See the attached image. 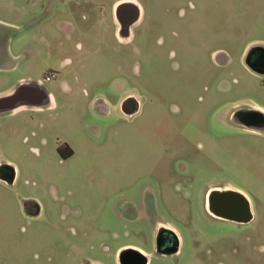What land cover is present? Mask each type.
I'll use <instances>...</instances> for the list:
<instances>
[{"label": "rangeland", "instance_id": "rangeland-1", "mask_svg": "<svg viewBox=\"0 0 264 264\" xmlns=\"http://www.w3.org/2000/svg\"><path fill=\"white\" fill-rule=\"evenodd\" d=\"M120 1L0 0V21L21 25L4 33L27 47L0 67V91L24 77L57 101L0 113V163L16 170L0 180V264H119L124 247L147 264H264V138L228 119L236 104L264 103V77L241 62L264 44V0H133L129 39L116 33ZM128 95L140 101L129 119ZM93 99L114 109L98 113ZM224 184L249 195L246 225L206 212L207 189ZM158 223L177 253L155 251Z\"/></svg>", "mask_w": 264, "mask_h": 264}, {"label": "water", "instance_id": "water-1", "mask_svg": "<svg viewBox=\"0 0 264 264\" xmlns=\"http://www.w3.org/2000/svg\"><path fill=\"white\" fill-rule=\"evenodd\" d=\"M127 13V20L124 21L122 18L123 14ZM141 7L138 2L133 0H122L114 6V18L118 24L117 36L121 39H129L131 37V27L139 22L141 18ZM262 48L261 44H254L249 47V50L254 48ZM214 60L219 64H225L228 62L229 57L224 51H218L213 55ZM245 64L253 69L250 64L245 60ZM264 74V71L262 72ZM36 88L39 96L37 99H33L30 96L29 90ZM51 104L49 92L43 87L38 81L24 80L18 82L9 92L0 94V113L10 112L23 106H35L45 107ZM95 108L103 113H107L109 108L103 101L95 103ZM120 109L126 116H132L139 112L140 101L134 95H128L124 97L120 103ZM16 177L15 167L7 162L0 163V180L7 183L13 184ZM23 201V205L25 204ZM204 208L206 212L219 219H224L237 223L250 222L254 215L251 208V202L249 198L241 191L229 187V186H211L207 189L204 198ZM39 207L33 215L39 213ZM177 239V244L167 253L173 254L179 251V238L173 229L167 228ZM156 252L158 251L159 242L156 240ZM148 258L146 254L137 248L124 247L118 253L119 264H147ZM84 264H97L90 261H85Z\"/></svg>", "mask_w": 264, "mask_h": 264}, {"label": "flooded vegetation", "instance_id": "flooded-vegetation-1", "mask_svg": "<svg viewBox=\"0 0 264 264\" xmlns=\"http://www.w3.org/2000/svg\"><path fill=\"white\" fill-rule=\"evenodd\" d=\"M125 11H122L123 14V20L126 21L127 18V13H124ZM0 26H3V28L6 29V27H8L5 24H0ZM4 29V30H5ZM249 50V47L246 49V51L244 52L243 55V61L245 63V60H247V62L250 64V66L253 68L252 70L254 71L255 74L257 75H264L262 74V72L264 71V49L262 48H254L252 50ZM33 81V80H31ZM38 82V81H35ZM30 92V96L33 99H37L39 96V93L37 91L36 88H31L29 90ZM3 90L0 91V94H3ZM20 108H27L30 110H34V111H38L37 107L35 106H23ZM17 108V109H20ZM16 110V109H15ZM13 110V111H15ZM13 111H10L8 113H11ZM138 113V112H137ZM136 114L128 117V118H132L134 117ZM228 119L230 122H233L236 125L237 129H245L247 131H250L252 133H255L256 135L259 136H263L264 138V113L246 103H242L239 104L237 106H235L233 109L230 110L229 115H228ZM222 186H229L234 188L233 186L230 185H222ZM237 189V188H235ZM239 190V189H237ZM241 191V190H239ZM243 192V191H241ZM244 193V192H243ZM245 194V193H244ZM247 196V194H245ZM248 197V196H247ZM205 198V197H204ZM203 205H204V200H203ZM37 209V204L33 201L30 200H26L25 201V210L30 213L33 214L35 213ZM253 211V209H252ZM237 223V222H234ZM249 223V222H247ZM247 223H237V224H241V225H246ZM167 225V223H158L156 225V230L154 233V247L156 250V240H158L159 245H158V251H160V253L162 255H167V253L169 251L172 250V248L177 244V239L176 237L167 230V228H169Z\"/></svg>", "mask_w": 264, "mask_h": 264}, {"label": "crops", "instance_id": "crops-1", "mask_svg": "<svg viewBox=\"0 0 264 264\" xmlns=\"http://www.w3.org/2000/svg\"><path fill=\"white\" fill-rule=\"evenodd\" d=\"M1 23L0 24H5V25H7L8 27H6L8 30V32H10L11 30H16V29H19L20 27H21V25L20 24H17V23H15V22H10V21H0ZM4 31H6V29L4 30V28H3V26H0V67L2 66V67H11L12 69L13 68H15V64L13 63L14 62V59L16 60V59H19V57H20V53H21V51H26V45L24 46V48H22V47H20V39H18L17 38V36L16 37H11V34L9 33L8 34V32H6V33H4ZM2 36H5V37H2ZM255 44H261V45H263L264 46V44H262V43H255ZM252 45H254V44H252ZM248 47H250V45L248 46ZM247 47V48H248ZM246 48V49H247ZM218 51H223V50H218ZM218 51H215L214 53H213V55L216 53V52H218ZM246 51V50H245ZM244 51V52H245ZM225 52V51H224ZM226 53V52H225ZM227 54V53H226ZM212 55V56H213ZM228 55V54H227ZM243 55H244V53H243ZM243 55H242V60H241V62L244 64V66L247 68V69H250L245 63H244V61H243ZM228 57H229V55H228ZM214 59V58H213ZM230 60V59H229ZM229 60H228V62H229ZM215 61V60H214ZM216 62V61H215ZM227 62V63H228ZM217 63V62H216ZM219 64V63H218ZM226 64V63H225ZM220 65H223V64H220ZM253 73H254V71L252 70V69H250ZM257 75V74H256ZM262 76V75H261ZM261 76H259V77H261ZM262 77H264V75L262 76ZM22 79H24V77H20V78H18V80L19 81H24V80H22ZM17 80V81H18ZM49 81H51V80H49ZM40 83H41V81H39ZM42 84V83H41ZM10 88H6L5 90H3V92L4 93H6V92H9L10 90H9ZM7 90H9V91H7ZM49 92V91H48ZM49 95H50V100H51V104L50 105H48V106H45V107H37V110L38 111H46V110H50V109H53V108H56L57 107V101H56V98H55V95L53 94V93H50L49 92ZM100 101H103V102H105L106 104H107V106H108V108H109V110H108V112L107 113H109V111L111 110V109H114L113 107H114V105H112L111 103H109L108 101H104V100H100ZM96 102H98V100H96V99H93V108H94V110L96 111V112H98V113H102V114H106V113H103V112H101V111H99L97 108H95V103ZM237 105H239V104H236V105H234L233 106V108L235 107V106H237ZM248 105H250V106H252V107H254V108H256V109H258V110H260V111H262L263 113H264V103H254V104H248ZM118 108H119V106H118ZM232 108V109H233ZM121 110V109H120ZM140 110V109H139ZM122 112V111H121ZM123 113V112H122ZM124 114V113H123ZM125 115V114H124ZM126 116V115H125ZM127 118L128 117H130V116H126ZM129 119V118H128ZM248 197H249V195H248ZM250 200V199H249ZM251 202V201H250ZM252 208V207H251ZM254 215V214H253Z\"/></svg>", "mask_w": 264, "mask_h": 264}, {"label": "built area", "instance_id": "built-area-1", "mask_svg": "<svg viewBox=\"0 0 264 264\" xmlns=\"http://www.w3.org/2000/svg\"><path fill=\"white\" fill-rule=\"evenodd\" d=\"M53 77H54V74L49 73V74H46V75L44 76V80H45V81H49V80H51Z\"/></svg>", "mask_w": 264, "mask_h": 264}]
</instances>
